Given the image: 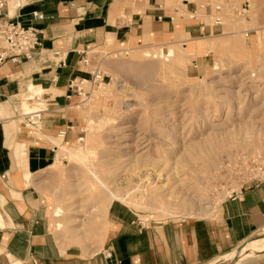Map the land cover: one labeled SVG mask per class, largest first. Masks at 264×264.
Instances as JSON below:
<instances>
[{
  "label": "rangeland",
  "instance_id": "1",
  "mask_svg": "<svg viewBox=\"0 0 264 264\" xmlns=\"http://www.w3.org/2000/svg\"><path fill=\"white\" fill-rule=\"evenodd\" d=\"M213 1H160L174 11L176 32L92 49L89 65L104 80L76 83L86 95L72 134L58 139L57 165L41 175L57 235L103 242L109 201L145 226L210 217L241 186L264 179V0H220L222 25L211 19ZM191 24L202 33L190 37ZM42 94L14 106L36 139L41 122L29 126L23 114L45 108ZM254 249L261 252L241 263L264 256V228L227 253Z\"/></svg>",
  "mask_w": 264,
  "mask_h": 264
},
{
  "label": "crops",
  "instance_id": "2",
  "mask_svg": "<svg viewBox=\"0 0 264 264\" xmlns=\"http://www.w3.org/2000/svg\"><path fill=\"white\" fill-rule=\"evenodd\" d=\"M165 0H15L6 12L40 33L33 59L0 64V264H206L264 228V179L250 181L218 211L196 219L143 225L120 202L106 214L103 242L59 236L41 175L56 162L60 137L69 139L77 118L76 83L88 79L92 49L176 32ZM11 9V10H10ZM37 12L43 18L34 17ZM12 13V12H11ZM6 20V17H4ZM190 37L204 26H186ZM52 56V57H51ZM91 64L93 65H89ZM72 82V85H71ZM41 87L45 108L38 138L14 109ZM38 99V98H37ZM57 216V212H56ZM113 249V258L104 252ZM240 264H264V256Z\"/></svg>",
  "mask_w": 264,
  "mask_h": 264
},
{
  "label": "built area",
  "instance_id": "3",
  "mask_svg": "<svg viewBox=\"0 0 264 264\" xmlns=\"http://www.w3.org/2000/svg\"><path fill=\"white\" fill-rule=\"evenodd\" d=\"M186 1V0H184ZM220 0H214L212 5H207L210 9L211 19L214 21V25H222V4ZM187 6V4H186ZM8 8L7 0H0V64L11 60L19 63L22 61H28L34 58L38 48L41 46V39L39 31L33 26L24 25L18 17H10L6 12ZM239 10L238 12H241ZM245 11V10H244ZM189 18H195L196 11H188ZM34 17L43 18L37 12L33 13ZM6 17V20L4 19ZM100 70L95 68L90 73L88 79L80 80L79 83L90 82L91 84H97L103 82L104 76L100 74ZM72 85V82H71ZM79 95H86L82 88L75 86ZM44 109H37L34 112L25 113L23 116L27 117V125L35 126L43 119ZM106 258H113V249H108L104 252Z\"/></svg>",
  "mask_w": 264,
  "mask_h": 264
},
{
  "label": "bare ground",
  "instance_id": "4",
  "mask_svg": "<svg viewBox=\"0 0 264 264\" xmlns=\"http://www.w3.org/2000/svg\"><path fill=\"white\" fill-rule=\"evenodd\" d=\"M8 5H9V2H8ZM173 52L172 51H170L169 52V54H168V56H170V55H173L172 54ZM37 91V92H36ZM39 92H43V89L41 88V87H35V86H33V85H30V87H29V93L27 94V95H29L30 94V97H32V96H34V95H36V94H38ZM106 93V92H105ZM27 95H25V96H27ZM194 159V158H193ZM192 160V159H191ZM151 169V168H150ZM146 170V169H145ZM145 173H147V171H145ZM153 173V172H152ZM139 174V173H138ZM148 175V174H147ZM157 175H158V173H157ZM157 175H156V177H157ZM159 176V175H158ZM143 178V177H142ZM160 178V177H159ZM150 180V179H149ZM157 183V182H156ZM148 184V183H147ZM158 184V183H157ZM157 184H154L156 187H153L152 188V190L154 191V189L156 190V191H158V189L160 188V183L158 184L159 185V187H158V185ZM152 185V184H151ZM163 185V184H162ZM166 185V184H165ZM148 186V185H147ZM165 187V186H164ZM133 189V188H132ZM160 190V189H159ZM133 192V191H132ZM130 193H128L127 194V197H128V195H129ZM125 196H126V194H125ZM124 196V197H125ZM122 197V195H119V194H117V193H112V199H120ZM112 201H109V202H107V203H105L104 205H103V209L104 210H106L107 209V207L110 205V203H111ZM61 212V210L60 209H58L57 210V216H59L58 214ZM261 251L258 249H254V250H249V251H243V250H237V251H235V252H232V253H227V254H225L224 256H222L221 257V259H219V261H218V263L217 264H240L241 262H242V260L244 259V257L246 256V255H248V256H250V255H252V254H259Z\"/></svg>",
  "mask_w": 264,
  "mask_h": 264
}]
</instances>
